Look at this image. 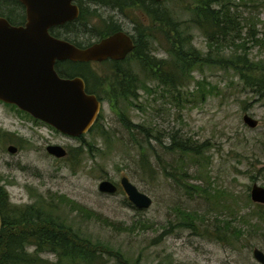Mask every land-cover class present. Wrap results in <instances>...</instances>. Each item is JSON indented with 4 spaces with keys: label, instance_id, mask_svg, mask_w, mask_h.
I'll return each instance as SVG.
<instances>
[{
    "label": "rangeland",
    "instance_id": "374dc122",
    "mask_svg": "<svg viewBox=\"0 0 264 264\" xmlns=\"http://www.w3.org/2000/svg\"><path fill=\"white\" fill-rule=\"evenodd\" d=\"M193 2L165 0L151 6L160 12L169 11L179 23H188V9ZM86 5L91 14L95 13L89 17L91 27L80 23L78 35L61 30L64 37L84 46L97 39L94 28L102 27V21L121 25L135 37L138 24L146 19L138 10L123 13L112 7ZM241 11L264 33V0H244ZM149 22H144L142 28ZM187 27L190 25L183 28ZM184 36L190 37L192 46L202 55L207 54V41L200 30L191 27ZM148 42L154 57L171 60L165 41ZM251 57L264 59L258 49ZM123 64L132 67L152 93L140 90L138 100L119 99L115 107L102 101L96 127L82 140L66 139L46 130L44 140H36L28 128L30 124H22L0 105V128L15 130L26 140L17 155L8 153L7 144L0 142V175L12 181L7 189L14 204L19 205V199L24 200L21 206L33 202L30 169L38 168L49 189L45 194L47 203L41 208L42 219L51 220L53 216L79 238L120 251L128 264H260L253 251L258 248L264 252V222L256 218L251 221V215L264 212V208L251 201V190L255 184L264 187V99L245 89L233 71L209 66L193 72V78L179 90L181 94L174 92V98L169 90L150 80L147 72L143 74L140 63L130 60ZM91 69L87 71L94 75L90 82L104 97L106 86L114 79L112 69L109 64L97 63L91 64ZM199 83L205 100L198 93ZM120 113L150 130V139L146 140L144 134L136 138L146 143L150 165L140 162L139 145L124 127ZM245 115L256 119L258 126L248 127ZM174 135L178 140L208 145L202 175H198L196 165L183 164L179 152L165 149ZM47 144L66 147L67 156L55 160L45 151ZM4 161L11 166L6 167ZM123 177L153 200L149 209L140 210L129 201L120 187ZM103 181L116 184L117 193L100 192ZM34 185L39 186V179ZM204 188L210 195L203 192ZM185 215H191L190 219L186 220ZM196 218V228H187ZM249 219L251 224L246 223ZM28 251L33 253L35 248ZM42 257L50 264L58 261L52 253ZM104 262L118 264L115 257L105 256ZM63 264L83 263L76 260Z\"/></svg>",
    "mask_w": 264,
    "mask_h": 264
},
{
    "label": "trees",
    "instance_id": "16d2710c",
    "mask_svg": "<svg viewBox=\"0 0 264 264\" xmlns=\"http://www.w3.org/2000/svg\"><path fill=\"white\" fill-rule=\"evenodd\" d=\"M2 1L7 2V0H0V3ZM87 3L112 7L123 13L138 10L146 18L143 23L137 26L135 49L132 54L124 61L103 63L109 64L114 76V79L105 88L104 97L101 96L99 88L94 87L90 82L91 77L94 78L93 74L87 72L91 69L90 63L80 64L67 61L61 64L65 67L62 73L64 77H83L88 85L89 93L95 94L100 101H108L112 107H115L119 99L138 100L140 90L152 93V90L146 85L147 83L139 79L132 67H124L123 63L130 60L140 63L143 74L147 72L150 80L158 82L159 86L169 90L174 98V92L177 91L181 94L179 90L183 89L193 78L191 76L193 72L201 71L204 66H209L233 71L245 89L264 99V59L255 60L251 57L256 49L264 56V33L258 31L257 25L254 22L251 23L244 16L241 11L244 0H194L193 5H190L188 9L191 14L188 23L175 21L169 11L160 12V9L152 8V6L160 4L155 0H81L80 17L76 21L68 22L60 27L65 30L66 34L72 32L78 35L80 23H83L85 27L90 26L89 17L95 13L89 12ZM144 22H149V26L142 28ZM102 23H104L102 27L94 28V37L96 38L124 31L121 25L114 24L112 21L106 20ZM185 25H190V27L183 28ZM191 27L200 30L207 41L208 52L205 56L192 46L190 37L185 38L184 36L187 30H191ZM86 28L85 30L89 31ZM60 31L55 32L57 36ZM148 39H151L152 42L158 39L165 41L168 45L166 52L169 53L171 60L165 62L154 57L152 49L149 48ZM68 41L78 47L84 46L70 39ZM95 79L99 81L96 77ZM98 81L94 80L99 84ZM199 90L200 97L205 100V93L202 92L201 86ZM120 115L124 127L139 145L140 162L143 166L150 165L152 161L151 156L146 152V143L144 145L136 140L140 134V136L144 134L146 140L150 139V130L143 125L134 124L127 117L122 116V113ZM96 124L93 127H96ZM103 132L105 131L102 128L101 133ZM82 138L80 137V140ZM156 140L161 142L158 137ZM207 146V144L193 143L191 139L178 140L174 135L171 138V145L165 149L179 152L180 161L185 165L188 163L189 167L191 164L196 165L198 175H202L204 173L202 161L206 159L204 151ZM149 147L155 152V148L151 144ZM77 152L78 150H76V154H78ZM79 154H81L80 151ZM156 155L161 160L160 156ZM180 168L182 171H186L183 167ZM203 192L210 195V191L206 188ZM222 194H226V192ZM190 216L185 215L184 218L188 220ZM30 217L26 214L24 216L26 221H16L15 215L9 216L3 213V227L0 232V264H50L42 257L45 253L55 254L58 259L56 264L76 260H80L83 264H105V256L117 258L118 264H128L120 251L117 252L108 246L79 238L71 229L57 223L53 216L51 221H31ZM254 218L264 222V212L251 215V221ZM198 219L188 221L187 228L195 229ZM251 221L249 219L246 223L251 224ZM254 226L256 227L255 224ZM30 247L35 248L33 253H29Z\"/></svg>",
    "mask_w": 264,
    "mask_h": 264
},
{
    "label": "water",
    "instance_id": "95a60500",
    "mask_svg": "<svg viewBox=\"0 0 264 264\" xmlns=\"http://www.w3.org/2000/svg\"><path fill=\"white\" fill-rule=\"evenodd\" d=\"M19 1L26 7L25 26H12L0 18V101L16 105L62 134L80 138L97 122L103 103L95 94L87 92L83 78H61L56 63L124 60L135 49L133 37L119 31L89 47L80 48L50 33L52 28L80 17V9L74 4L76 0ZM243 120L250 128L258 126V121L249 115ZM10 151L15 153L16 148L10 147ZM48 153L59 158L68 154L59 145L49 146ZM120 187L136 208L146 210L152 206L153 200L127 177L122 178ZM99 191L116 194L118 186L103 181ZM251 200L264 206L263 186L255 184L252 187ZM2 227L0 215V232ZM253 256L258 263L264 264L263 251L255 248Z\"/></svg>",
    "mask_w": 264,
    "mask_h": 264
},
{
    "label": "flooded vegetation",
    "instance_id": "af4514ba",
    "mask_svg": "<svg viewBox=\"0 0 264 264\" xmlns=\"http://www.w3.org/2000/svg\"><path fill=\"white\" fill-rule=\"evenodd\" d=\"M80 1L81 0H76L74 2V4H76L79 7L80 14H81L82 7L80 4ZM0 18L6 19L12 26H25V24H26V7L19 0H7V2L2 1L0 3ZM16 19H18V20H16ZM62 26L52 28L50 30V33L52 36H54L56 38H60V39H64V40L68 41V39L62 35V33H61L62 31H60L63 29V28H60ZM56 31H60V33L58 35L59 37L55 33ZM132 37H133V40L135 42V37L134 36H132ZM104 38H106V37L97 38L93 43H90V44L83 46V47H80V48L89 47V46L99 42L100 40H102ZM69 42H71V41H69ZM130 55H128L127 58ZM126 59H124V60H126ZM124 60H122V61H124ZM67 61H69V60H67ZM67 61H60V62L56 63V70H57L58 74L60 75V77L64 78V79H72L75 77H80V76H75V77H66L65 76L64 77L62 75L65 67H64V65L62 66L61 64L66 63ZM108 61L117 62L118 60L109 59V60L104 61V62H89V63L90 64H93V63L103 64V63L108 62ZM70 62H73V61H70ZM73 63L87 64V63H81V62H73ZM81 78H83V77H81ZM85 82H86V80H85ZM86 86H87V92L89 93L87 83H86ZM89 94H93V93H89ZM0 105L6 109L7 114H10V115L13 114L14 116L21 119L22 124H26V125L30 124L31 127H28V128H29V130H31L32 134H34L36 136L35 137L36 140H38V138L41 140H44L45 130L50 131V132L53 131L54 133L66 138V139L67 138H74V137H70L66 134L60 133L58 130H56L51 125L47 124L46 122H44L40 119L35 118L34 116H32L28 112L20 109L19 107H17L14 104H8V103H5L3 101H0ZM75 139H79V138H75ZM1 141H3L4 143L7 144V146H8L7 152L12 154V155H17L18 153H20V150H21L20 147L23 144H26V142H25L26 140L23 137L18 135V133L15 130L12 131L8 128L7 129L0 128V142ZM30 142H32V141H30ZM51 145L52 144H47L45 146V151L47 152V154L49 156L53 157L55 160H58V161L64 159L65 157L59 158V157H56V156L48 153V147ZM54 145H60V144H54ZM10 147H15L16 152L12 153L10 151ZM62 147H64V146H62ZM64 149H66V147H64ZM66 151H67V149H66ZM67 153H68V151H67ZM3 164L6 167L11 166V165H8V161H4ZM30 174H31V176H30L31 183L29 184V186H30L29 187L30 188V198L33 200V202H30L26 206H21V204L24 203V200H22V199H19L17 201V203L19 205L14 204V202H13L14 198L10 195V193L7 189V187L9 186L8 184H10L12 181L9 180L7 177H4L3 175H0V215H1L2 221L4 220L3 213L8 214L9 216L15 215L16 221H26V218H24V216L26 214L31 216L30 217L31 221H47L48 220V219H42L43 211L41 209L43 207V205L47 203L45 201L47 199L45 194L49 190L48 185L43 182V176H42L43 173L38 168L30 169ZM38 179H39V186H36L34 184L37 182ZM48 221H51V220H48Z\"/></svg>",
    "mask_w": 264,
    "mask_h": 264
},
{
    "label": "bare ground",
    "instance_id": "6f19581e",
    "mask_svg": "<svg viewBox=\"0 0 264 264\" xmlns=\"http://www.w3.org/2000/svg\"><path fill=\"white\" fill-rule=\"evenodd\" d=\"M62 33V32H61Z\"/></svg>",
    "mask_w": 264,
    "mask_h": 264
}]
</instances>
